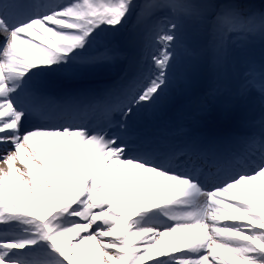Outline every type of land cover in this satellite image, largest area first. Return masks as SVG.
I'll return each instance as SVG.
<instances>
[{"label": "rangeland", "instance_id": "374dc122", "mask_svg": "<svg viewBox=\"0 0 264 264\" xmlns=\"http://www.w3.org/2000/svg\"><path fill=\"white\" fill-rule=\"evenodd\" d=\"M242 1L72 0L67 6H71V13L79 24L78 31L71 33L72 39L66 38L62 30L50 23L53 16L41 18L36 30L32 26L34 23H30L27 36L22 38L25 43L17 46L15 62L7 58L3 63L13 64L14 71L21 72L16 78L25 80L20 88L31 95L32 101L43 96L36 91V80L44 77L45 72L55 71L63 75L42 82L65 81L58 85L71 97L69 108L74 109L87 100L103 105L102 99L118 98L131 89L132 105L127 109L133 113L124 123L119 119L127 116V112L118 114L113 120L115 126L111 131L114 135L110 139L102 134H84L76 125L67 129L75 133L33 127L17 136L10 120L12 114L2 101L3 95L0 97V146L5 145L0 150V248H4L0 250V264H107L100 252L103 246L116 247L120 251L126 248L118 254L111 250L106 252V255L117 254L120 259H127L126 264H136L139 260L149 261V264H263L259 259L264 256L260 251L264 245L263 231L247 235L248 240L242 242H234L228 235L220 234L226 227L227 216L221 213L215 216L217 208L209 204L213 196L204 195L200 187L184 184L177 174L165 177L153 167L139 166L144 162L128 158L131 149L126 144L128 141L129 145L161 153L167 151L170 144L175 149L186 140L198 143L202 135L219 134L234 141L237 134L219 133L214 126L206 128L201 121L189 122L187 128L183 127L186 116L183 112L179 115L176 107L166 115L164 113L169 111L162 107L153 109L157 99L168 92L176 94L165 100L171 107L175 99L185 101L195 90L198 94L192 96L195 101L191 107L201 106V103L208 105L202 98L203 94L206 97V83L203 85L201 81L204 75L199 77L208 65V51L215 56L209 86L223 99L216 103L218 109H224L227 115L236 113L238 103L225 100L224 92L227 87L238 86L233 93L245 90V96H249L248 105L240 104L259 111L252 125L258 133L264 132V93L255 88L257 80L249 79L251 71L242 73L240 67L243 61L255 62L257 50L264 43V31L259 28H264V4L260 3L264 1H245L253 3L249 6H244ZM248 7L257 9L251 11L259 14L255 15ZM244 20L258 22L248 23V30L240 27L233 32L228 30ZM55 22L68 24L60 18ZM47 33L56 36L52 46L47 42ZM147 39L151 40L149 46L145 43ZM230 48L233 50L229 51ZM140 61L145 65L142 69L136 66ZM64 63L81 68L64 69L61 67ZM258 65L264 69L261 62ZM226 69L236 82L229 80ZM129 70L134 73L128 78L134 77L127 86L114 83L115 79L127 80ZM196 70H199L198 76L195 72L194 80L184 88L180 79ZM91 75L97 80H86ZM163 116L172 119L171 122L164 121ZM22 117L18 114L16 119ZM240 127L244 132L242 124ZM20 137L29 139L25 151ZM123 165H126L125 170H120ZM135 167L143 169L140 177L148 171L164 179L160 201L167 199L166 206L154 212L152 203L139 206L144 194L136 193V186L142 180L130 179ZM260 176L264 177V173L256 172L248 178L250 182L239 186L246 196H250L248 188ZM258 187H264V181ZM238 189L237 192H241ZM234 192L231 193L236 194ZM254 198L257 207L261 199L259 191L254 192ZM116 200L120 201L119 205ZM255 207L247 205L242 210L255 211ZM48 213L52 214V219H46ZM143 222H152V227L144 230ZM261 226L264 228L263 223ZM153 228L168 233L163 236L161 245H146L144 237L138 241L137 232ZM228 230L240 234L234 229ZM97 233L100 237H108L99 239L95 236ZM111 235L116 237L110 238ZM183 248L190 250L183 252ZM141 249L145 251L140 252ZM172 252L174 256H166ZM111 264L119 263L112 261Z\"/></svg>", "mask_w": 264, "mask_h": 264}, {"label": "bare ground", "instance_id": "6f19581e", "mask_svg": "<svg viewBox=\"0 0 264 264\" xmlns=\"http://www.w3.org/2000/svg\"><path fill=\"white\" fill-rule=\"evenodd\" d=\"M43 1H42V3H43ZM50 1L51 2L48 3V6L46 8H43V5L41 4L42 6L40 7V12L51 10L50 15L48 16V18L53 16L49 20L50 23H54V25H56L60 30H62L65 33L66 38L72 39L73 37H72L71 33L77 32L79 29L78 28L79 24L77 22V18L74 17V13H71L72 12L71 6H67L70 4V2L72 0H50ZM263 11H264V9H263ZM254 14L256 15L259 13L256 12ZM59 18L68 24L66 25V24L55 22ZM39 19H41V18H37L34 21H38ZM31 21L32 20H29V21H27V23L31 22ZM240 22L241 23L236 24L233 29L228 27V30L233 32L237 27H240L243 30H248L247 29L248 23L258 22V21L253 20V21L247 22L246 20H244V21H240ZM38 25L39 24L37 22L32 24V26L35 30L37 28H39ZM257 27L258 26L255 25V28H257ZM259 28H261V31H264L263 27L259 26ZM1 34H2L3 40L10 39L11 48L19 45L20 43H25L24 40L22 39V37H20V36H22V34H20V31L16 32L15 35L17 37H14V38H12L10 35H7V34L5 35L4 33H1ZM46 36H47V42H48L49 46H52L53 41L56 39V36L54 34H51V33H47ZM145 43L147 44V46H149V45H151V40L147 39V40H145ZM79 44H83V43L79 42ZM236 47H239V46L236 45ZM128 48L130 49V46H128ZM232 50H233V48L229 49V51H232ZM135 54L139 56V53L135 52ZM46 59H47V57H46ZM47 61H49V60H47ZM89 63L91 64L93 62L89 61ZM82 64L84 65V63H82ZM8 66L14 67L11 64H7V63L3 64L2 62H0V68H1V70H0V84L4 85V88H2V91H0L1 92L0 97L6 93L5 89L8 88L9 82L11 83V82H17L18 81V79H16L17 76L15 74L10 73V72H4V69L7 68ZM136 66H137V68L142 69L143 66H145V65L142 64L140 61V63L136 64ZM61 67L64 69H70V70H72L73 68L74 69L81 68V67H76V66L68 64V63H64ZM240 67L243 69L242 73H245L248 70H251L253 68V65L249 64L247 61H243L240 63ZM17 74H21V72L17 71ZM45 74L51 75V76L63 75L62 73L56 74L55 71H51L50 73L45 72ZM263 78H264V76H262V75L253 76V78H252V79L257 80V83L254 84V86L257 89V91H260L261 93H264V79ZM180 80L182 81L184 88H185L188 84V80L185 79L184 77H183V79H180ZM259 82H261V84H259ZM225 94H226V92H224V96H225ZM175 95H176L175 93L168 92L167 94H164L162 97L164 98V100H166V99H171ZM247 97L248 96H245V90H242L241 93H233L232 92L231 94L224 97V99L227 100L228 102L244 103L245 98H247ZM38 101L40 102L41 107L43 109H38V110H42V111H36L35 115H38V114L42 113L43 111H47L49 113V115L50 114L51 115L56 114L55 110L53 108H50V106L52 104L50 103L48 97H40L38 99ZM191 102H192V99H190V98L187 102L177 98L174 100V104L172 105L173 107L172 106L169 107L167 109L169 112L164 113V115L172 113L174 111L175 107L178 109H181L182 106H186L187 110L189 112H194L195 108L190 107ZM1 106H2V104H0V107ZM194 107L197 108L200 106H194ZM201 107L205 108L206 104L201 103ZM209 110L215 111L212 108H209ZM183 111H184V109L179 110V112H180L179 115H181ZM157 112H159V110ZM67 115L68 114H61L62 118H66L65 116H67ZM12 118L13 117H11L10 119H12ZM162 118H164V116ZM163 120L166 121V120H169V118L166 117ZM171 120L172 119H170L168 121V123H170ZM182 126L184 127L185 125H182ZM62 137H63V135H62ZM21 139H22V147H23V150L25 151L28 149V146L26 144H27V142H29V139L20 137V140ZM228 140H229V137H226L225 139H213V138L203 137L201 139V143L203 145L201 148V152H199L197 154L190 152V143H187L185 145H181L180 150L178 152H176L174 150V148H172V144H170L168 150L164 153H160V152H156V151L149 152V151H146L143 147H140L139 145L137 147H135L133 145H129L128 141H126V144H127L128 148L131 149V153H128V158H140L141 161H146L155 155L156 157H154L153 160H155V159H158V160L154 164H156L157 166H162V167H167L168 164H174L175 166H178L177 161L182 158L184 162L188 161V160H192L193 164H192L191 170L198 168L199 165L202 163V160L205 157H207L208 160H213V157L210 155V151H213L212 155L214 154L216 156V153L218 154L219 159H217V161L219 163L223 162L224 160L236 157V156H245L246 149H248L251 153L255 154L254 151H255V146L257 145V143L251 142L246 147H244L242 145L243 143L241 144V142L238 140L234 143V147H231V143ZM216 144L218 146L214 147ZM260 145L264 146V143H261ZM3 146H5V145L0 146V150ZM134 148H136V151H133ZM225 152H226V155H225ZM252 158L255 160V162H257V157L253 156ZM183 161L180 160V162H183ZM189 162H185L183 164V166H184L183 172L187 171L185 166ZM256 164H259V162H257ZM125 168H126V165H123V169H120V170H125ZM135 168L136 169L132 170V172L130 173L131 174L130 179L140 178L142 180V183H139L136 186V191H137L136 193H143L144 194V195H142V198L140 199L139 206L142 207V206L147 205L148 203H152L154 205L152 208L153 209L152 212H154L155 209L158 207L166 206L168 204L167 199H163L160 201V197H161V193H162V190H161L162 187H160V186L163 184L162 182L164 181V179H161L160 177H157V175L155 173L148 172V171H145L144 174L142 175V177H140V173H142L141 170H143V169H140L137 167H135ZM151 171H153V170H151ZM108 173H109L108 176L111 177V174H110L111 171H108ZM194 177H196V175ZM244 179L245 178H243V180ZM246 181L250 182V181H248V179H246ZM263 181H264V177L260 176L257 179V181L255 182V184H253L252 186H250L248 188V190L250 191V196H246L244 194L245 191L243 190L242 186L238 187L239 188L238 190L241 191L239 193L237 192V189L231 190V191H235L234 193H236V194H233V193L226 191V190H218L216 193H214L213 199L209 201V204L213 208H217L216 211L214 210L215 216L217 213H221L222 215L227 216V218L224 220V221H227V224H225L226 227L222 228L223 230L220 232V234L228 235L229 238L231 240H233L234 242H237V241L242 242V241L248 240V238L246 237L247 235L257 234V230L259 232L263 231V233H264V228L261 226L262 223L264 224V187H262V188L258 187V185L260 183H262ZM155 183H156V185H155ZM256 191H259V194H261V199H260L259 205L257 207H255L257 202L254 198V192H256ZM165 192H166V190H165ZM229 194L235 195V197L244 199L246 201L236 200V198L229 196ZM132 198L135 199L136 201L138 200L137 196H133ZM248 199H249V201H248ZM247 205L251 206V207H255V211L242 210ZM142 214L147 215L145 212H142ZM127 216H128V219H127V222H128L130 219V214H128ZM52 218H53L52 214L48 213L46 219L49 220ZM215 218H217V217H215ZM151 223L152 222H143L141 227L144 230L147 228H151L152 227V226H150ZM17 225H20V224L17 223ZM229 228L234 229L235 231H238L240 233L239 236L241 238L238 235H236L235 233L230 232L228 230ZM76 230H78V232H81V231H79L80 229L78 227H76ZM241 233L245 236H242ZM136 235H140V237L138 238V241H142V238L144 237L146 245H156V244L161 245L163 236L168 235V233H160L159 231H155L153 228L152 231H141V232H137ZM95 236L100 237L98 233ZM0 237H2V235H0ZM107 237L108 236L100 237L99 239H106ZM115 237H116V235L110 236V238H115ZM19 240L22 241L21 239H19ZM263 240H264V236H263ZM99 242H101V241H99ZM195 243H197V241ZM10 245L11 244H9L8 247L12 248V246H10ZM95 245H96V243H95ZM1 249H4V248H0V250ZM109 250H111L114 254L115 253L118 254L120 252H125L126 248H124L123 251H120L116 247H110V246L101 247L100 252L105 257L103 262H105L107 264H111L112 261L114 263H116L118 261L119 264H126L127 263V259H120V256H118L117 254H116V256H114L113 254L106 255V252ZM189 250H190V248H183V252H186ZM139 251L142 252V251H145V249H143V250L141 249ZM260 251L264 253V245H262L260 247ZM238 252H239V250H238ZM1 253L2 252L0 251V256H1ZM159 256H160V254H158L157 257H159ZM166 256H168V257L174 256V253L173 252L169 253ZM144 257L145 256H143V258ZM259 259H261V261L264 264V256H260ZM200 261L201 260L197 261V263H199ZM148 262L144 263L143 260H139L136 264H149ZM154 263H156V262H154ZM167 264H173V262H170Z\"/></svg>", "mask_w": 264, "mask_h": 264}, {"label": "trees", "instance_id": "16d2710c", "mask_svg": "<svg viewBox=\"0 0 264 264\" xmlns=\"http://www.w3.org/2000/svg\"><path fill=\"white\" fill-rule=\"evenodd\" d=\"M245 1H250V0H243L241 3L244 4V6H249V5H252L253 3L251 2H245ZM252 1H257V0H252ZM261 1V0H258V2ZM262 4H264V2H260ZM262 4H259V5H262ZM248 9L251 11V10H257L253 7H248ZM258 10H261V9H258ZM252 13H255L254 11H251ZM211 50V49H210ZM219 54L221 55V60H222V54L221 52L219 51ZM258 54V55H257ZM207 57H208V65L205 67V69H203V71L200 73V76H203V78L201 79V81L203 82V85L206 83V88H205V94H206V97L205 95L203 94L202 95V98L207 102L209 103V108H212L216 111H219L221 112L222 110L224 109H218V106L216 105L217 102L219 101H223V99L218 95L216 94L212 89H211V85L209 86V84L211 83V79H210V74L212 75V71H214V63H213V60L215 58V56L213 55V53L211 51H208V54H207ZM255 62H252L251 64H256L255 65V68L252 70H250L251 72L249 74H251L252 76H257V75H262L264 76V69L263 68H260L259 67V62H261V64L264 66V43L259 46L258 50H257V53H256V57H255ZM223 66H225L224 62H223ZM226 67V66H225ZM227 70V69H226ZM228 71V70H227ZM196 72V75L198 76L199 74V70H196V71H193L189 74H187V77L185 79L188 80V82L194 80L192 77V75H194ZM229 72V76H230V81L231 82H236L235 79L232 78V75H231V72ZM199 81L198 79L196 80V82ZM216 78H214V82H216ZM235 88H238V86H232V87H227V90L228 91V95L231 94L232 90H234ZM198 94V91L195 90L194 93L190 94L189 98H191L193 95H196ZM225 97V96H224ZM211 102H213L215 105H210ZM174 104V102L171 104V106ZM155 106L157 108H161L163 110H167L170 106L168 105V103L164 100V98L161 96L160 98L157 99V103H154V109H155ZM251 111V115H252V112H254V108L251 107V108H247L246 111H241L242 113L244 114H248L249 112ZM149 115V114H148ZM115 202V201H114ZM116 204H120V201L119 200H116Z\"/></svg>", "mask_w": 264, "mask_h": 264}]
</instances>
